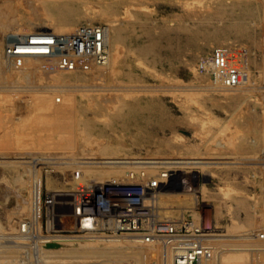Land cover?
<instances>
[{
    "label": "rangeland",
    "instance_id": "rangeland-1",
    "mask_svg": "<svg viewBox=\"0 0 264 264\" xmlns=\"http://www.w3.org/2000/svg\"><path fill=\"white\" fill-rule=\"evenodd\" d=\"M44 4L75 29L108 27L110 66L75 78L60 54L16 65L13 46L31 33L63 37L24 25ZM217 55L238 84L214 68ZM164 169L180 197L158 201L159 187L150 229L138 219L85 234L69 219L80 188L163 183ZM79 172L91 181L68 185ZM193 243L210 250L203 264H264V0H0V258L175 264Z\"/></svg>",
    "mask_w": 264,
    "mask_h": 264
},
{
    "label": "built area",
    "instance_id": "built-area-1",
    "mask_svg": "<svg viewBox=\"0 0 264 264\" xmlns=\"http://www.w3.org/2000/svg\"><path fill=\"white\" fill-rule=\"evenodd\" d=\"M30 39L27 41L30 42ZM47 46L50 47L48 51L60 54V64L70 69L73 68L71 63L75 56H89L97 62L104 61L107 57L102 27H82L72 35L54 40L51 36ZM215 64L226 77L227 83L234 84L240 81V73L228 67L222 56L215 57ZM160 176L164 180L163 183L152 179L147 184L107 183L80 188L65 204L69 210V219H75L85 234H93L97 228H110L111 225L117 229V226L135 223L138 219H142L141 223L150 229L152 219L160 216L155 205L157 190L172 178L171 172L169 173L167 169H164ZM83 220H90L92 227L83 226ZM209 251V248L201 243H193L175 257V264H203L201 262L205 260V256L210 255Z\"/></svg>",
    "mask_w": 264,
    "mask_h": 264
},
{
    "label": "bare ground",
    "instance_id": "bare-ground-1",
    "mask_svg": "<svg viewBox=\"0 0 264 264\" xmlns=\"http://www.w3.org/2000/svg\"><path fill=\"white\" fill-rule=\"evenodd\" d=\"M47 1V0H46ZM62 14H61V13ZM41 14H42V17H41V19H38V20H32V21H30L29 20V18L27 19V21H26V23L24 24V25H26L28 28L27 29H29V27H31V28H34V29H40V28H42V29H48L49 28V26H51V29L53 30V32L55 31L56 32V34H57V32H60V35L59 36H63V37H65V36H68V35H70V34H72V32H73V30H74V32L73 33H75V30H77V29H75V26H76V21L73 19V18H67L66 16H64L63 15V11H62V9H61V6L59 5L58 6V4L56 5V6H54L53 5V7H50L49 5H47V4H44V5H42L41 6ZM23 21V20H22ZM47 24H49V25H47ZM87 24H90L89 22H87ZM115 24V23H114ZM113 24V25H114ZM21 26H23V25H21ZM20 26V27H21ZM25 26V27H26ZM82 26H90V25H82ZM24 27V28H25ZM48 27V28H47ZM80 28H82V27H80ZM79 28V29H80ZM23 29V27L21 28V29H16V30H18V31H11V33L12 32H14V33H12L11 35H10V37H9V41L10 40H13V38L14 37H16V36H20V35H22L23 33H20L21 32V30ZM12 30H14V29H12ZM20 30V31H19ZM115 30V29H114ZM25 31V30H24ZM30 31H32V30H30ZM9 31H7V33H8ZM28 32V31H27ZM115 32V31H114ZM6 33V32H5ZM32 35L31 36H29L31 39V41L29 42V41H27V44H25V43H21V44H19V45H15V46H13V50L11 51V53L15 56V59H18V60H16V65H17V63H19V62H21V63H23L22 62V60L23 59H25L26 61V63L24 62V64L26 65V67L28 68V66H30L32 63H33V60H35L36 61V58H44V57H46V56H50V57H52V59H53V57L56 55V53L55 52H52V51H48L49 50V46H47V44L48 43H50V39H51V36L53 35V33H48V32H44V33H42V32H38V33H31ZM61 34H63V35H61ZM6 35V34H5ZM53 36H55V35H53ZM52 36V37H53ZM58 37V36H57ZM4 38H6V37H4ZM19 38V37H18ZM55 38V37H54ZM103 38H104V44H105V50H106V52H107V57L105 58V60L103 61H99V62H97V61H95V60H93V58H91V57H89V56H75V59H73V61H72V67L73 68H71V69H66L65 71H70V72H73V73H75L74 74V77L76 78V77H79V78H82V77H84V76H82V75H79V72H85V71H87V70H89L90 68H92L93 67V69H98V68H103V67H109L110 66V64H111V62H112V60H111V53H110V47H109V45H110V43H112V41H113V35H111V32H110V29L107 27V28H103ZM22 39V38H21ZM6 40V39H5ZM8 40V39H7ZM20 40V39H19ZM54 40V39H53ZM8 41V42H9ZM17 41V40H16ZM4 42V41H3ZM114 43V42H113ZM115 46V45H114ZM230 54L231 52H227L226 54ZM234 53V52H233ZM236 54V53H235ZM235 54H232V55H234L235 56ZM243 55V54H242ZM222 56H223V54H222ZM225 57V56H224ZM56 58V57H55ZM51 59V60H52ZM59 59V58H58ZM224 59V58H223ZM44 60V59H43ZM46 60V59H45ZM48 60H49V58H48ZM55 60H57V58L55 59ZM225 60V59H224ZM227 60H228V58H227ZM236 60V59H235ZM237 62H235L236 64H234L235 66H236V68H238L239 67V69H240V71H241V68H243L244 66L242 65V63H243V61H242V59H240V57L238 56V58H237ZM245 60V59H244ZM34 61V63L33 64H35L36 62ZM59 61V60H58ZM229 61V60H228ZM40 62V61H39ZM38 62V63H39ZM53 62V61H52ZM230 62V61H229ZM38 63L36 64L37 66H38ZM209 63V62H208ZM228 63V62H227ZM231 63H233V62H231ZM32 64V65H33ZM230 64V63H229ZM22 66H23V64H21ZM20 65V66H21ZM84 65H86V66H84ZM88 65V66H87ZM210 65V64H209ZM208 65V66H209ZM212 65V64H211ZM210 65V67L211 68H213L214 66H211ZM233 65V64H232ZM57 66V65H56ZM56 66H55V68H56ZM243 66V67H242ZM33 67H35V65L33 66ZM60 67V66H59ZM62 67V66H61ZM90 67V68H89ZM209 67V68H210ZM229 67V66H228ZM233 66H231V68H232ZM25 68V67H24ZM57 68H58V66H57ZM56 68V69H57ZM208 68V67H207ZM215 69H218V67H214ZM29 69V68H28ZM61 69V68H60ZM92 69V70H93ZM213 70L214 72H216V70ZM59 70V69H58ZM62 70V69H61ZM60 70V71H61ZM237 70V69H236ZM243 70V69H242ZM64 71V72H65ZM210 71H212V69L210 70ZM218 71V70H217ZM239 71V70H238ZM237 71V72H238ZM243 71H245V74H246V71L247 70H243ZM76 73H78V74H76ZM80 74H82V73H80ZM242 74H244V73H242ZM248 76V75H247ZM61 78V77H60ZM246 78V77H245ZM226 80V79H225ZM248 80V79H247ZM250 81V80H249ZM74 82V81H73ZM224 82V81H223ZM250 83V82H249ZM249 83H247V84H249ZM238 84V83H237ZM242 84V83H241ZM221 85H223V84H221ZM244 84H242V86H243ZM246 85V84H245ZM238 86V85H237ZM248 86V85H247ZM236 87V86H235ZM241 87V86H240ZM227 88V87H226ZM224 89V90H227V89ZM248 88V87H247ZM228 89H229V87H228ZM232 89H233V87H232ZM228 91V90H227ZM231 91H233V90H231ZM241 91H242V88H241ZM235 92V91H234ZM129 98V97H128ZM118 102H119V100H118ZM117 102V103H118ZM133 162H135V161H133ZM84 163V162H83ZM96 162H94V164H95ZM98 163V162H97ZM101 164L103 163V164H110V165H112V164H114V163H118V162H111V161H106V162H100ZM121 163V162H120ZM123 163H125V162H123ZM122 163V164H123ZM136 163L138 164V162L136 161L135 162V164L134 165H136ZM162 163V162H161ZM176 163V162H175ZM174 163V164H175ZM178 163H180V162H178ZM92 164V163H91ZM131 164V163H130ZM143 164H145V163H143ZM151 164H155V162H151ZM157 164V163H156ZM109 165V166H110ZM99 166V165H98ZM104 166V165H103ZM108 166V165H107ZM114 166H115V164H114ZM120 166V165H119ZM124 166V165H123ZM151 170V169H150ZM134 171V170H133ZM149 172V171H148ZM131 173V172H130ZM178 173V172H177ZM90 175H92V176H94V177H98V178H104V176H107V175H105V174H101V173H94V174H90ZM149 175V174H148ZM151 175V174H150ZM161 175V174H160ZM177 175V174H176ZM84 176V174L83 173H74V175L72 176L71 175V178L68 180V185H71V184H69V182H76L77 180H78V182H80L79 180H85V179H87L88 178V176H87V178H84L83 177ZM101 176V177H100ZM153 176V175H152ZM180 176V173L178 174V177ZM177 177V178H178ZM109 178V177H108ZM112 178V177H111ZM89 179H90V177H89ZM113 179V178H112ZM155 179H157V178H155ZM179 179V178H178ZM206 179V178H205ZM88 180V179H87ZM87 180H85V181H87ZM106 180V179H105ZM114 180V179H113ZM112 180V181H113ZM159 180V179H158ZM84 181V182H85ZM88 181H91V180H88ZM93 181V180H92ZM107 181V180H106ZM109 181V180H108ZM164 181V180H163ZM178 181L179 180H176L173 184H166V185H168V186H164V185H162L160 188H162L163 189V187H164V189L162 190V191H164L162 194H159V198H158V201L159 200H161V196H166V198H169V197H176V196H179L178 195V193L176 192L179 188H181V186H179V184H178ZM95 182V181H94ZM86 183V182H85ZM97 183V182H96ZM54 185V184H53ZM76 186V185H75ZM166 187V188H165ZM184 187V186H183ZM72 188V187H71ZM189 188V187H188ZM69 189V188H68ZM187 189V188H186ZM185 189V190H186ZM182 190V189H181ZM184 190V189H183ZM189 190V189H188ZM193 190V189H192ZM196 190V189H195ZM161 191V192H162ZM176 192V193H174V192ZM185 193H186V191H185ZM189 193V192H188ZM191 193V192H190ZM194 193H196V191H194ZM185 195V194H184ZM180 197V196H179ZM178 197V198H179ZM183 199V198H182ZM167 200V199H166ZM194 200V199H193ZM162 201V200H161ZM192 201V200H191ZM166 202V201H165ZM173 203V202H172ZM192 203V202H191ZM171 204V203H170ZM174 204V203H173ZM187 204V203H186ZM180 205V204H179ZM170 206V205H169ZM186 206V205H185ZM164 210V209H163ZM162 209H161V211H163ZM170 210V209H169ZM205 210H207V209H205ZM165 211V210H164ZM167 213L168 214H170V211L168 212L167 211ZM208 213V212H207ZM160 214V213H159ZM166 214V213H165ZM177 214V213H176ZM204 214H206V212L204 213ZM171 215V214H170ZM172 216V215H171ZM200 223V222H199ZM198 223V224H199ZM85 224L86 225H90L91 224V221L90 220H86V222H85ZM218 229V228H217ZM204 238V237H203ZM206 238H207V236H206ZM210 238V237H209ZM116 243V242H115ZM126 243H128V242H126ZM125 243V244H126ZM125 246V245H124ZM128 246V245H127ZM145 249V248H144ZM50 253V252H49ZM144 253H145V251H144ZM46 255H48V254H46ZM90 255H91V253H90ZM95 255V254H94ZM99 255V254H98ZM106 255H108V254H106ZM111 255V254H110ZM100 256V255H99ZM117 256H118V254H117ZM91 257V256H90ZM63 258H64V256H63ZM48 259V258H47ZM16 260V259H15ZM10 262H14L15 263V261L14 260H12L11 261V259H10V261L9 260H7V259H4V258H0V263L2 264H6V263H10ZM17 263V262H16ZM136 264H138V263H136Z\"/></svg>",
    "mask_w": 264,
    "mask_h": 264
}]
</instances>
